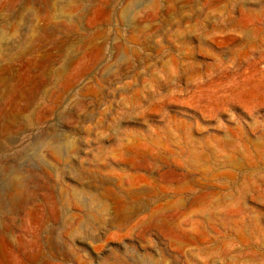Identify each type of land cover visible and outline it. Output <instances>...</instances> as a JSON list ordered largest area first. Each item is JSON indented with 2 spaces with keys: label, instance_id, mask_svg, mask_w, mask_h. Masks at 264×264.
Masks as SVG:
<instances>
[{
  "label": "rangeland",
  "instance_id": "374dc122",
  "mask_svg": "<svg viewBox=\"0 0 264 264\" xmlns=\"http://www.w3.org/2000/svg\"><path fill=\"white\" fill-rule=\"evenodd\" d=\"M0 264H264V0H0Z\"/></svg>",
  "mask_w": 264,
  "mask_h": 264
}]
</instances>
